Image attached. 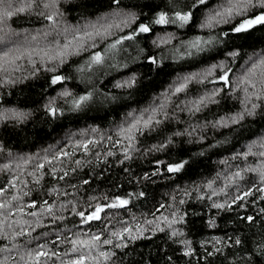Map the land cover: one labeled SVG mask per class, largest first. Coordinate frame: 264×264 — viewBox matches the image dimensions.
Returning a JSON list of instances; mask_svg holds the SVG:
<instances>
[{
    "label": "trees",
    "instance_id": "obj_1",
    "mask_svg": "<svg viewBox=\"0 0 264 264\" xmlns=\"http://www.w3.org/2000/svg\"><path fill=\"white\" fill-rule=\"evenodd\" d=\"M259 3L0 4V264H264Z\"/></svg>",
    "mask_w": 264,
    "mask_h": 264
},
{
    "label": "snow or ice",
    "instance_id": "obj_2",
    "mask_svg": "<svg viewBox=\"0 0 264 264\" xmlns=\"http://www.w3.org/2000/svg\"><path fill=\"white\" fill-rule=\"evenodd\" d=\"M4 2H5V0H0V4H3ZM53 3H55V0H53ZM204 3H205V0H196V4H204ZM196 4H194L193 7H195ZM249 5H253V0H244V5H243V6H244V7H248ZM259 6H260L261 8H264V0H260ZM45 7H48V5H45ZM17 11H24V9H23V8H20V9H17ZM226 11H227V14H228V15H231L233 9H232V8H229V9H227ZM12 14H13V13H12L11 11H4V12H3L2 14H0V15H2V16H11ZM217 15L219 16V15H222V14L218 12ZM51 18H52V17H49V19H51ZM190 19H191V13H184V14H181V13L177 12V13L175 14V20L172 21V22L179 21V22L183 25V24L188 23ZM210 19H212V18H210ZM168 22H169V21H168L167 17H166L164 14H160V15L158 16V18L155 20V23H156V24H165V23H168ZM256 24H264V13H261V14L257 15L254 19H248V20H245V21H244L243 23H241L239 26L235 27V28H234V31L237 32V33L242 32V31H246V30L252 28V27H253L254 25H256ZM139 31H140V32H147V31H149V28L146 27V26L141 25ZM128 38H130V37H128ZM198 44H199V41H196V42L193 43L192 46H193V47H197ZM5 55H7V54H5ZM93 59H94L96 62H99V61H100V56L97 54ZM60 79H61V78L57 76V77H55V78L53 79L52 83H57ZM221 79H226V77H221ZM180 90H181L180 88H177V89H176L177 92H179ZM87 98H88V97H86V96H85V97H81V100H86ZM253 107H255V105H254ZM251 114H252V113L249 112V115H251ZM13 115H14V116H19L20 114H19V113H14ZM3 118H5V117L0 116V119H3ZM241 118H242V117H241ZM149 122H150V121H145V127L148 126ZM233 122H235V120H234ZM132 127L134 128L135 125H133ZM261 155L264 156V153H261ZM181 167H183V165H176V166H174V167H169V171H170V172H177V171L180 170ZM262 178H264V177H262ZM246 195H247V194H246ZM119 203H120L121 205H123V204H126L127 201H120ZM110 206H115V205H110ZM214 207L221 208V207H223V205H221V204H216V205H214ZM102 210H103L102 208L97 207L96 211L92 214L91 217H89V219H99V215H98V213H99L100 211H102ZM80 215L83 216L84 214H83V213H80ZM247 219H248L249 221H251L253 218H252V217H248ZM113 235H116V234L114 233ZM93 239H94V240H98L99 237H93ZM104 243H105V244H110V243H111V240H105ZM236 243L239 244L240 241L237 240ZM77 264H79V262H77Z\"/></svg>",
    "mask_w": 264,
    "mask_h": 264
},
{
    "label": "rangeland",
    "instance_id": "obj_3",
    "mask_svg": "<svg viewBox=\"0 0 264 264\" xmlns=\"http://www.w3.org/2000/svg\"><path fill=\"white\" fill-rule=\"evenodd\" d=\"M243 23V22H242ZM162 41V40H161ZM178 84H182V82H180V83H178ZM77 220H78V222H81L82 220H83V218L81 217V216H79L78 218H77Z\"/></svg>",
    "mask_w": 264,
    "mask_h": 264
}]
</instances>
